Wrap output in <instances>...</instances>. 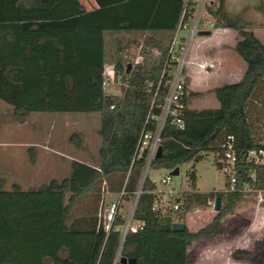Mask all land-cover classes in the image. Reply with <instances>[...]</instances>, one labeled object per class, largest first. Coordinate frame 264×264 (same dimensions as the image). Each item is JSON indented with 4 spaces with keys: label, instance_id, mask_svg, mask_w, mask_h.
Returning a JSON list of instances; mask_svg holds the SVG:
<instances>
[{
    "label": "trees",
    "instance_id": "trees-1",
    "mask_svg": "<svg viewBox=\"0 0 264 264\" xmlns=\"http://www.w3.org/2000/svg\"><path fill=\"white\" fill-rule=\"evenodd\" d=\"M95 2L98 8L87 11L78 0H0V100L21 117L32 112H98L103 140L97 165L73 160L69 176L61 180L53 178L29 189L15 183L5 189L0 179V264H67L72 260L75 264H122L123 257L132 264H189V247L214 233L218 223L245 199L246 186L264 190V164L247 159L251 150H264V134L259 138L260 130L249 113L250 101L264 85V43L249 29V22L223 14L224 0L213 12L216 28L239 33L236 51L247 70L240 81L212 90L220 104L217 108L190 107L191 99L201 92H189L183 111L186 126L166 123L163 155L151 162L150 170H174L187 162H194L195 167L206 157L204 151L215 152L222 169L225 144L234 136L239 160L235 189L201 192L193 170L189 172L192 190L184 192L181 209L162 216L152 209L154 195L149 191L156 183L148 177L136 210V218L145 225L129 232L124 241L121 216L110 231L98 210L72 218L88 195L97 194L100 203L106 187L112 191L124 187L134 196L147 154L133 163L134 155L144 128H157V121L148 120L151 106L155 101L152 114L160 113L158 106L173 79L169 47L156 36L175 31L185 8L184 0ZM107 31L154 33L143 45L118 40L116 73L121 94L104 90ZM153 48L161 51L159 57L151 54ZM134 52L141 57L138 62L131 60ZM218 196L222 208L213 224L198 232L173 230L176 218L185 219L190 210Z\"/></svg>",
    "mask_w": 264,
    "mask_h": 264
},
{
    "label": "rangeland",
    "instance_id": "rangeland-1",
    "mask_svg": "<svg viewBox=\"0 0 264 264\" xmlns=\"http://www.w3.org/2000/svg\"><path fill=\"white\" fill-rule=\"evenodd\" d=\"M78 2L87 11L98 8L95 0ZM223 14L249 22V29L264 43V0H225ZM211 30V35L197 34L194 37L183 72L187 78L188 93L201 92V95L190 101V105L197 109L219 107L217 96L212 90L238 82L247 66L234 47V38L229 35L218 36L216 27ZM135 33L105 32V64L111 65L119 60L118 40L125 45L142 43L154 34L149 31ZM190 34V30L183 29L181 32L187 44ZM156 37L168 46L172 34L157 33ZM221 43L227 44L222 51L219 50ZM137 59L141 60L137 52L132 53V62ZM209 59L218 60L221 68L213 70L214 65L209 63ZM112 92L121 94L120 83ZM249 113L254 117L252 122L255 127L260 130L259 138L263 139L264 85L250 101ZM100 126L101 114L98 112H32L21 117L13 106L0 100V179L3 180L4 188L12 189L15 183L24 189L37 188L53 178L61 180L69 176L73 160L97 165L103 141L99 134ZM203 154L206 157L195 167L194 162L182 163L179 165L180 174L172 175L171 187L182 192L183 200L184 192L192 190L189 172L193 170L197 174V190L210 192L226 189L228 176L217 165L216 153L204 151ZM171 172V169L152 168L149 174L157 180ZM145 174L146 170L141 175L138 188ZM120 179L123 180L122 177ZM123 189L112 191L106 187L100 203L97 194L88 195L77 206L72 218L96 210L99 216H103L107 211L106 203L110 205V202L119 200ZM133 199V195L126 193L122 211L127 212L131 208ZM218 213L215 205L208 204L195 207L186 214L185 219L176 218V221L186 224L190 231L198 232L213 224ZM189 252V264H264V190H247L245 199L218 223L214 233L195 241L189 247ZM67 264L75 262L72 260Z\"/></svg>",
    "mask_w": 264,
    "mask_h": 264
},
{
    "label": "built area",
    "instance_id": "built-area-1",
    "mask_svg": "<svg viewBox=\"0 0 264 264\" xmlns=\"http://www.w3.org/2000/svg\"><path fill=\"white\" fill-rule=\"evenodd\" d=\"M222 1L224 0H184L185 8L183 11L181 22L178 28L173 31L169 47V58H170V68H174L172 71L173 79L169 82L168 94L163 102L158 107L160 108L159 114H152L153 108L155 106V101L151 106V110L148 116V120L151 117L157 121L156 129H146L144 128L135 155L133 163L136 159L141 158L146 152L147 154V165L146 174L139 188L134 194V199L131 203V208L127 212L122 211V203L125 200L126 191L123 189L119 196V200L106 203L107 211L103 216L105 227L107 231H110L112 225L118 216H121L125 223L122 226V241L125 240L129 232H137L143 229L145 223L143 220L136 218V210L140 200V197L146 191L144 190V184L148 177H150V165L151 162L156 159V155L160 146L162 145V132L167 122H171L173 125L179 128H184L186 126L185 118L183 117V111L186 108L185 98L188 96L187 78L183 74L184 67L186 63V58L189 54V47L192 40L198 34L200 30H211L216 27V17L213 12L217 11L220 7ZM185 30H190V40L188 44L186 39L181 37V32ZM144 42H142L143 45ZM152 55L159 57L161 51L158 48H153ZM140 57V56H139ZM139 60L137 59L136 62ZM117 63V62H116ZM116 63L107 65L105 64L104 71V90L108 93H113L117 83V73H116ZM166 69L162 77L165 74ZM161 83V82H160ZM159 89V87H158ZM158 94V90L155 93V97ZM147 120V121H148ZM226 153L222 158L221 162L223 164L222 171L230 179V186L226 190L232 191L235 189L237 182V166H238V154L234 147V136H230L226 144ZM247 159L249 161H254L257 164H264V150H251ZM153 181L156 183V188L149 191L154 195L153 211L161 214L162 216L174 215L178 210L181 209L184 204L182 197V192H177L171 187L172 175L167 174L161 176L159 179ZM245 190H251L247 186ZM263 191V190H258ZM105 200H103V203ZM210 205H215V200L209 201ZM178 222V221H176Z\"/></svg>",
    "mask_w": 264,
    "mask_h": 264
},
{
    "label": "water",
    "instance_id": "water-1",
    "mask_svg": "<svg viewBox=\"0 0 264 264\" xmlns=\"http://www.w3.org/2000/svg\"><path fill=\"white\" fill-rule=\"evenodd\" d=\"M198 34L201 35V36L211 35L212 34V30H200L198 32ZM131 68H132V63H129L128 64V72H130ZM162 155H163V146L161 145L159 150H158V153L156 155V158H161ZM179 174H180V167H176L171 172V175H179ZM221 208H222V197L218 196L216 198V200H215V209L217 211H220ZM186 229H187V226L183 222H174V224H173V230L174 231L180 232V231H184ZM121 263L122 264H132V262L126 257H123L121 259Z\"/></svg>",
    "mask_w": 264,
    "mask_h": 264
},
{
    "label": "crops",
    "instance_id": "crops-1",
    "mask_svg": "<svg viewBox=\"0 0 264 264\" xmlns=\"http://www.w3.org/2000/svg\"><path fill=\"white\" fill-rule=\"evenodd\" d=\"M218 30H219L218 36L224 35V37H225V36H228L229 35V37L232 36L234 38V40H235V46L234 47L236 49V44H237V42L239 40V36L237 34L238 32L236 31V33H235L234 32L235 30H232V29H229V28H218ZM126 32H130V31H126ZM131 33L133 35L136 34L134 31H131ZM224 46H227V44L221 43V46L219 47V50L222 51V49H223ZM220 51L217 52V59H219V56L218 55L220 54ZM209 63H213V65H214V69L213 70H216V69H220L221 68L220 65H219V63H218V60L209 59ZM221 63L223 64V61H221ZM246 70H247V66H246ZM246 70L243 72V75L245 74ZM243 75H241V77L239 78V81L242 79ZM190 107H192V106L190 105ZM192 108H194V107H192Z\"/></svg>",
    "mask_w": 264,
    "mask_h": 264
}]
</instances>
